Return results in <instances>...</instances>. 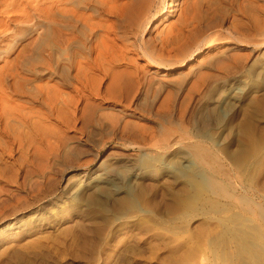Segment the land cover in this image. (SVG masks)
<instances>
[{
  "label": "rangeland",
  "instance_id": "374dc122",
  "mask_svg": "<svg viewBox=\"0 0 264 264\" xmlns=\"http://www.w3.org/2000/svg\"><path fill=\"white\" fill-rule=\"evenodd\" d=\"M169 1H156L153 15L155 16L159 9L161 12L157 17L151 16L149 22L146 21L149 27L147 31L143 28L139 30L138 44H141L143 38H156L160 32L178 23L187 6L207 7L209 4L219 3L220 0H177L174 13H170V17L165 21ZM223 8L220 5L217 10L218 18H225V22L219 19L221 27H218V31L222 33V41L216 42L210 49L203 46V53H198L193 61L180 69L151 67L137 50L130 48L133 50L130 52L128 48L129 52L126 51L135 61V65L145 69L148 78L156 76V80L164 79L173 83L166 82V89L154 106L151 103L153 97L150 96V101H145V108L133 106L132 110L126 112L123 121L121 120V124L124 121L134 122L140 129L153 128L156 132L155 138L149 141L147 147L151 146L149 149L153 150L140 151L133 143L115 142L113 137L117 132L114 134L115 130L109 126L107 118L110 119L119 110L108 109V106L95 108V112L88 109L89 106L86 109H83L84 106L80 107L81 111L76 116L70 115L73 126L70 130L57 119L49 121L51 131L55 126L56 129L53 130L63 133L60 135L64 136L63 142L66 145L48 130L46 140H38L37 143H42H36L35 147L38 148H32L34 151L31 150V157H27L31 158L27 161L29 164L26 162L20 175L16 177L18 167L11 165L7 173L8 178L0 181V188L2 186L1 189L5 192L1 193L5 197L1 196L11 200L10 206H17L24 200L31 203L36 201L35 209L10 217L14 219L10 220V223L20 221L19 225L23 227V231L11 235L5 229L10 223L0 225L1 263L6 251L10 248L18 249L20 245L25 249L19 248L25 252L31 248L33 251L45 253L48 256L45 260L48 264H106L114 258L115 252L126 246L127 253L123 255L125 258L120 257L121 259H117L113 264H264V43L261 44L263 46L253 43L255 38L264 39V36L259 38L260 34L264 33V13L249 9L232 11L227 7ZM214 13L211 12L210 16ZM105 17L102 19L108 18ZM0 19L6 25L7 17ZM108 19L107 22H115L113 18ZM7 27L14 29L13 25ZM237 29L246 35L244 42H240L231 34ZM130 34L127 33V36L133 41V31V35ZM9 40L8 37L4 44L8 45ZM117 43L118 47H122L120 42ZM2 49L5 50L6 47ZM136 51L137 53H134ZM220 51H227V64H234L237 59L243 63V67L246 65L244 69L242 67L243 74L240 69L241 75H236L233 86L232 82L218 83L210 95L207 94L201 99L202 95L198 96L196 91L189 92L192 90L190 86L197 80L199 73L210 74L212 71L211 74L221 75L205 65L208 57ZM239 57L244 59L246 64ZM13 58L12 55L4 58V62L0 60V68ZM254 62L255 65L251 68L250 64ZM184 74L190 76L180 92V89L177 90L173 85L177 77L180 78V75ZM237 89L242 90V93L238 92L235 99L234 90ZM169 95L174 96L171 98L173 100H170V104L164 103L165 99L171 97ZM208 96H212L210 102L206 100ZM205 120L210 121V124L201 131L200 125ZM171 123L174 124L173 127ZM168 128L175 130L172 131L173 139H176L183 149L172 155L162 154L156 147H152L153 143H157V146L165 144L166 133H161L165 129L167 132ZM57 131L54 133L57 134ZM57 137L59 139H56ZM77 147L81 150L76 152ZM190 147H201L207 151L195 153L188 149ZM112 152H116L118 157L133 160L134 168L120 163L123 167H116L118 175H114L117 177L112 182L114 187L111 184V187L107 184L98 186L93 181L94 174L101 159ZM19 157L16 156L12 161L15 162ZM41 164L44 167L40 170L37 165L42 167ZM73 169L76 174L74 181L68 187V194L59 200L62 179ZM83 171L87 173L85 179H82L80 174ZM135 173L139 174L138 177L134 176ZM127 179L131 182H126ZM115 185L121 193L116 192ZM107 187H113L115 190H107ZM14 195H17V198ZM41 205H44V208ZM38 208L40 211L35 213ZM6 245L10 247L8 250ZM40 247L47 250L42 248V252ZM26 260L23 264H29L30 259L26 257ZM45 261H40V264H46ZM13 264L22 263L20 261Z\"/></svg>",
  "mask_w": 264,
  "mask_h": 264
},
{
  "label": "bare ground",
  "instance_id": "6f19581e",
  "mask_svg": "<svg viewBox=\"0 0 264 264\" xmlns=\"http://www.w3.org/2000/svg\"><path fill=\"white\" fill-rule=\"evenodd\" d=\"M156 1L157 0H0V18L6 16L8 19L7 22H5L6 25H4V21L0 19V60H5L4 58L7 56H14L10 62H6V65L4 64L5 66L0 68V181L7 177L8 170L11 169L12 166L18 167L16 171V177L20 175V171H22V168L28 163V159L30 161L31 158L27 157L31 155V150L37 147H35L37 141H43L48 134V130L50 133L51 127L48 124L51 119H57V121L65 125V128L70 130L73 127L71 126L72 119L70 118V115L76 116L81 111L80 107L83 108V106V109H86L89 106L88 109H93L94 112L95 108L98 109L106 106L109 107L108 109H118V113L113 114L110 119L107 118L110 123L109 126H111L112 130H115L114 134L117 132L115 137H113L114 141L118 143H133L134 145H137L140 151L153 150L152 148L149 149L151 146L147 148L149 141H152L155 138L156 132L153 130V128L140 129L134 124V122L124 121L121 124V120L123 121V119L126 117V112L131 109V107H144L146 104L145 101L148 100L150 96L153 97L151 103L152 106H154V104L158 102L157 100L159 99L160 95L166 89V82H170L169 84L173 83L167 80L164 81V79L156 80V76V79L155 77L153 78L150 76V78H148V74L145 72V69L142 68V66L139 67L138 65H135V61L128 56L129 53L126 51L130 50V52H132L134 49L137 50L145 59L146 63L151 67L165 68L168 70H172L174 68L180 69L184 65L193 61L194 57L198 55V53H203V46L207 47V49H210L216 42L222 41V33L221 31H218V27L221 25L219 23V19L222 18H218L217 14V10L220 5L221 8H223L222 6L224 5L232 11H243V9H249L251 11H259L264 13V0H220L219 3L216 2L215 5L209 4L207 7L197 6L196 8H192L191 6H187L185 10H183L178 23L160 32L156 38L149 37L148 40L143 38L141 44H138L139 30L143 28V30L147 31V28L149 27L146 21L149 22L151 16L157 17L161 12L159 9L155 16L153 15V8H155V4L157 3ZM176 2L177 0L169 1L167 13L164 17L165 21L168 19V17H170V13H174ZM211 12H215L212 17L210 16ZM105 16L115 19V22L113 23L114 20L112 22L110 21V24V22L106 21L108 18ZM103 17H105L106 20H103ZM224 19L225 18L223 17L221 22L224 21ZM109 20L110 19H108V21ZM8 25H13L14 29L10 30L9 27H7ZM132 31L134 34L133 41L127 36V33L132 34ZM239 31L241 30L237 29L236 31H232L231 34L240 42H244L247 37L244 33ZM262 36H264V33L260 34L259 38ZM8 37L10 40L8 42L9 44L7 45L4 44V41H6ZM256 39L257 38L253 39V43L257 45L264 43V39ZM117 42H120L122 47H118L116 45ZM3 45L6 47L5 50L2 49L4 48ZM137 51L134 53H137ZM213 54L212 56L208 57L206 64H204L206 65V68L214 70V73L217 71L221 73V75L216 73L211 74L212 71L210 74H203V72L199 73L198 78H196L197 80L193 81L194 83L192 82L193 84L190 86V89L192 90H189V92L196 91L198 96L202 95L201 99H203V96H206L207 94L210 95L214 88L218 86V83L222 82L226 84L228 82H232L233 86V82L237 78L236 75H239L238 73L241 71L243 74V69L246 66V63L243 61L244 59H241L240 57L239 59L245 63L244 67L243 63L237 59L235 60L236 62L234 61V64H227L229 63L227 61V63L225 62V60H229L227 51H220V53ZM261 54H263V52ZM253 60H255V58ZM254 65L255 62L250 64V67H253ZM240 69L242 70L240 71ZM185 76L186 75L184 74V76L180 75V78L177 77L178 80L176 79L177 82L175 80V85H173L177 88V90L180 89V92L182 91L181 88L183 89L184 85L188 82L187 79L189 78L190 74L187 75L188 77L186 76L187 78ZM68 90H70V92ZM237 90H234L235 99L238 92L239 94L242 93V90ZM177 93L174 94L177 95ZM169 96L171 97H167L168 99H165L164 103H171L170 100H173L171 98L174 96ZM210 97L212 98V96L206 97V100H209V102ZM191 98L194 99L192 96ZM148 101H150V99ZM231 102L234 103V101ZM36 105H40V107L38 106L39 108H37ZM230 105H232V103ZM150 106L151 105H149V107ZM84 121L85 120H83V122ZM101 121H103V119ZM209 124L210 121L205 120L204 123H201L200 130L202 131L206 129ZM173 125L174 124L171 126L173 127ZM53 128L56 129L55 126ZM53 128L51 132L58 136L63 142L64 136L60 135L63 133L60 130L59 132L56 130L58 132L56 134L54 133L56 131L53 130ZM171 129L168 128L167 132L165 131L166 129L162 131V133L160 132L161 134H163V132L166 133L164 135L165 144H159L157 146V143H153L152 146L156 147L157 151L165 155H172L183 150L179 143L175 141L176 139H173V132H175V130ZM51 137L55 138L54 135H51ZM58 137L56 139H59ZM67 139L69 138L67 137ZM40 142L41 141H39V143ZM69 143L70 142H68V144ZM64 144L66 145V143ZM78 147L76 152L81 150L80 148L78 149ZM188 149L195 153L207 151V149L201 147H190ZM39 151L41 150L39 149ZM76 152H73V154ZM115 153L112 152L101 159V163L94 174L95 177L93 178V181L95 184H98V186L100 184H107L108 187H111L109 185H112V182L115 178L117 179V177H114V175L117 174L116 170L118 169H116V167H118L120 163L134 168L133 160L123 156L118 157ZM118 153L120 152L118 151ZM16 156H20L19 159L17 158L18 160L15 162L12 161ZM39 161L40 160H38V162ZM119 166L120 168L123 167L121 165ZM37 167L41 170V168L44 166L42 165V167H39L37 165ZM80 174L82 179L87 177V173L84 171ZM13 175H15V173ZM137 175L139 174L135 173L134 176ZM75 176L76 174L74 169L64 176L62 179V187L60 189L61 192L58 194L59 200L68 194V187L71 182L74 181L73 179ZM129 180L126 182H131V180ZM123 184L124 182L121 185ZM106 186L103 187L105 188ZM108 187L107 190H115L113 188L114 186L112 187L113 189H108ZM123 187L124 186H121V188ZM1 188L0 225L10 223V220L14 221V219H10V217L15 214L25 212L29 209H35L36 206L34 202L36 201L31 203L25 201L24 199H22L24 201H20L17 206H10L9 202H11V200L9 201L7 198H2V196H4L2 194L5 192H3ZM4 189L5 188L3 186V190ZM116 192L119 193L120 190L117 189ZM7 193L9 194V191H7ZM24 197H26V195ZM41 206L44 208V205ZM39 208L37 211H35V213L40 211ZM19 223L20 221H15V223L12 222L7 225L5 229H7L11 235H13V233L17 234L18 232L23 231L21 230L23 227L19 225ZM15 230H17V232H14ZM19 247L22 248L20 245ZM19 247H17L18 249H11L9 247L10 249L8 251L5 250L7 252L6 256L2 263L0 261V264L20 263V261L23 264V261L26 260V257L27 259H30V262L28 260L29 264L31 262L38 263V261V264H40V261L44 262L46 259H48V256L45 253L37 252V250H35V252L33 251L34 249L31 248L28 249L29 252L27 249V252H25ZM126 247L115 252L116 254L114 258L111 261L108 260L110 262L107 261V263L113 264V262H115L120 257L125 258L123 255L127 253L128 247ZM40 248L38 251H40ZM42 248L44 249V247ZM30 249L32 251H30ZM47 253H49V251H47ZM49 260L53 259L49 258ZM55 261L57 262V260Z\"/></svg>",
  "mask_w": 264,
  "mask_h": 264
}]
</instances>
